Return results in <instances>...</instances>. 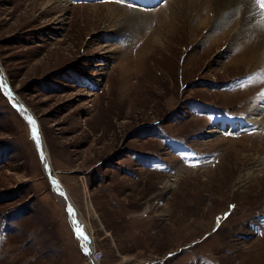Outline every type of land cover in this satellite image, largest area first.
Listing matches in <instances>:
<instances>
[{"label":"rangeland","instance_id":"obj_1","mask_svg":"<svg viewBox=\"0 0 264 264\" xmlns=\"http://www.w3.org/2000/svg\"><path fill=\"white\" fill-rule=\"evenodd\" d=\"M60 1L0 0V72L52 166L0 83V264H87L49 174L100 264H264V32L211 0Z\"/></svg>","mask_w":264,"mask_h":264},{"label":"bare ground","instance_id":"obj_2","mask_svg":"<svg viewBox=\"0 0 264 264\" xmlns=\"http://www.w3.org/2000/svg\"><path fill=\"white\" fill-rule=\"evenodd\" d=\"M44 1L46 3L45 4L46 7L49 9H52V10L58 9L59 6H60L59 10H64L66 8L65 7L66 3H64L63 4L64 6L61 7L60 3L62 1H60V0H44ZM189 1H190L189 3L199 6L201 0H189ZM193 2H195V3H193ZM210 2H211L212 7L209 8V10L213 9L216 12V19H213L216 23L217 22L224 23L225 21H228V20L232 21L234 18H236L238 16L239 18L238 17H237L238 19L236 18L237 22H234V27L248 29L249 31H254L255 33H257V32L263 33L264 32V18H262V16L258 13L259 11H257V8H256L257 5L254 4L253 0H211ZM55 3H56V5H54ZM189 3L187 4V7H188ZM198 6H196V7H198ZM196 7H195V10H196ZM184 10H185V8L184 9L182 8L181 12H183ZM188 13L193 14L192 12H188ZM188 13H187V15H188ZM190 14H189V16H190ZM59 15H61V14H59ZM108 15L110 16V18L112 20L114 19V16L111 13ZM183 15H185V17H186V13ZM120 16H123V15H119L117 18H119ZM210 17H211V15H210ZM186 18H191V17H186ZM200 19H201L200 20L201 24L199 26H202V25L205 26L206 22H208V20H209V17L205 16L204 18H200ZM117 20L119 21V23L124 22L123 18L116 19V21ZM127 20H129V19H127ZM116 21H114V22L116 23ZM171 24H174V19L171 22ZM173 28H175V27H173ZM0 81H1V85H2L3 89L7 92V94L9 96L12 97V99H13L12 104L17 106L20 109V111L23 112V114H25V116L27 118L31 117L32 127H33V122H34V126L36 128V136L34 137V139H35V143H37V145L39 147V150L41 151L40 158H42V160H43L44 170H46L45 173L51 172L50 170H51L52 166H51V161H50V158L48 155V151L46 149L45 142H43V138H42V135L40 133V128L37 126V123H36V120L33 116V113L31 111H29L28 108L25 106V104H23L19 100V98L9 89L3 74L0 75ZM255 109H256V115H258V116H259V114L264 113V99L263 98L257 104ZM229 121L230 120H228L226 122L220 121L221 123L213 124V126L210 127V129L206 130V132H205V133H207L206 136H213V135L219 133L221 130L239 131V130L244 129V126H251L253 124L252 119H248L244 123H232L233 121H231V122H229ZM170 185L171 184L169 182H166L165 183V189L167 190L168 188H170L171 187ZM56 191H57L56 196L59 198L61 203L64 204V206L66 208L69 220H71V223H72V228L74 230V233L78 236V239L80 241V244L82 245L83 251H85V253L87 255V260L90 259L89 263L87 262V264H93V263L94 264H100L99 263L100 255L97 254V251H95V249H94L93 242L91 239L92 235L89 233L90 230H89V228L86 227L85 223L80 218V214H79V211H78L76 205L72 203V200H71L69 194L67 193L66 189H64L62 187L61 183H60V185H58V187H56ZM86 204L88 206V211H89L91 209L90 204H88V203H86ZM89 240H90V243H89ZM88 250H90L91 252L89 253Z\"/></svg>","mask_w":264,"mask_h":264},{"label":"water","instance_id":"obj_3","mask_svg":"<svg viewBox=\"0 0 264 264\" xmlns=\"http://www.w3.org/2000/svg\"><path fill=\"white\" fill-rule=\"evenodd\" d=\"M2 73L0 72V75H1ZM6 81V80H5ZM7 82V81H6ZM0 83H1V81H0ZM7 85H8V87H9V84L7 83ZM2 89H3V87H2ZM9 89H10V87H9ZM11 90V89H10ZM12 91V90H11ZM3 93H4V95H6V97H8L9 99H10V101L13 103V99H12V97L11 96H9L8 94H7V92L3 89ZM14 105V104H13ZM15 106V105H14ZM16 108H17V110L21 113V115L25 118L26 116H25V114H23V112H21L20 111V109L17 107V106H15ZM27 107V106H26ZM29 110V109H28ZM34 116V115H33ZM26 120H27V122H28V125H29V127H30V129H31V136H32V141H33V143L35 144V146H36V148H37V151H38V153H39V155H40V153H41V151L39 150V147H38V145H37V143H35V139H34V136H33V133H32V120H29V117L27 118L26 117ZM49 176V182H50V184H51V186H52V189L54 190V193L57 195V191H56V187H58V185H60V182H57L53 177H52V175L51 174H49L48 175ZM73 232H74V230H73ZM76 235V234H75ZM77 236V235H76ZM78 238V237H77ZM89 243H90V240H89ZM82 251H83V248H82ZM89 251V253L91 252L90 250H88Z\"/></svg>","mask_w":264,"mask_h":264},{"label":"snow or ice","instance_id":"obj_4","mask_svg":"<svg viewBox=\"0 0 264 264\" xmlns=\"http://www.w3.org/2000/svg\"><path fill=\"white\" fill-rule=\"evenodd\" d=\"M256 3L259 4L262 9H264V0H256ZM29 120H31V117H29ZM32 133H33V136L35 137L36 136V128L34 126V122H33Z\"/></svg>","mask_w":264,"mask_h":264},{"label":"built area","instance_id":"obj_5","mask_svg":"<svg viewBox=\"0 0 264 264\" xmlns=\"http://www.w3.org/2000/svg\"><path fill=\"white\" fill-rule=\"evenodd\" d=\"M87 261H88V263H89L90 259H88ZM93 264H94V263H93Z\"/></svg>","mask_w":264,"mask_h":264}]
</instances>
